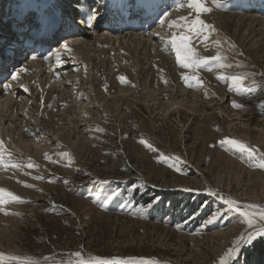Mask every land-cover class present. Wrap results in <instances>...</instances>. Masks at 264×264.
Here are the masks:
<instances>
[{
  "label": "rangeland",
  "instance_id": "obj_1",
  "mask_svg": "<svg viewBox=\"0 0 264 264\" xmlns=\"http://www.w3.org/2000/svg\"><path fill=\"white\" fill-rule=\"evenodd\" d=\"M232 2V6L227 2L222 8L209 3L212 11L206 13L207 17L217 18L220 11L224 16L230 13L248 16L245 12L247 0ZM259 2L264 4V0ZM206 14L201 16L203 20ZM261 16L264 18V13ZM204 42L199 43L198 48H201L198 49L195 40L192 41L200 56H214L219 51L227 58L224 63L231 67L219 69L213 65L211 71L207 68L185 69L177 63L176 55H172V60L176 58L177 74L181 70L179 78L170 80L165 73L166 81L159 87L162 89L170 86L166 84L179 82L186 94H195L202 102L194 109L196 111L181 107L179 114L170 110L166 115L158 113L156 107L147 110L141 105L137 108L124 106L125 116L120 122L106 115L89 118L83 114L78 123V136L84 134L85 143L81 147L80 142L74 153L67 151L64 141L45 145L49 136L40 133L36 127L30 136L32 147L40 151L41 157L21 156L18 147L5 143L6 153L2 157L5 163L0 167V177L2 181L8 176L13 177L8 179L11 185L4 183L3 187L10 188L12 194L25 202L0 205V228L1 232L4 231L0 239L6 248L0 249L2 264H79V257L69 255L76 252H81L84 259L219 264V258L245 225L238 213L228 211L218 196L207 194L208 190L240 201L242 205L264 206V169L254 166L264 154V56L250 52L243 55L228 44H225L226 50L210 48L211 45L205 46ZM61 57L60 65L64 58L68 59ZM112 59L105 57V64L116 72L118 79L123 76L118 71L124 67V72L128 65L112 64ZM25 60L28 61L29 57ZM90 63L89 60L82 64L87 66ZM152 63L150 59L145 65L148 67ZM53 68L51 72L56 73L58 69ZM67 70L69 74V69H64ZM66 73L60 74L65 77ZM107 73L110 76V71ZM238 73L246 74L244 84L250 86L251 91H229L228 84L217 79L218 75ZM184 75H194L201 83L190 81L193 86L188 87L182 79ZM139 87V82L137 86L133 83L130 90L137 92ZM66 96L63 95L61 101ZM69 102L64 100L66 108L63 106L64 110L58 109L54 114V130L59 124L61 126L62 118L66 116L63 112L70 110ZM234 102L241 107L234 108ZM87 121L92 122L86 124ZM68 125L65 127L67 135L76 137V130L72 133L75 124L69 121ZM39 136H45V139L41 140ZM225 138L258 149L256 157L249 158L246 153L232 150L228 145L222 146L219 142ZM141 139L151 143L156 151L140 143ZM0 141L3 142L1 135ZM13 151L17 156L16 164L20 165L18 168L9 163H12L10 153ZM64 153L67 155H62ZM45 154L50 159L46 160ZM162 154L179 157L180 170L169 167L174 163L173 159L162 162ZM29 162L38 167H27ZM11 169L15 175H4L12 172ZM37 176L42 179H35ZM26 184L32 187L24 186ZM128 184L134 185L129 187ZM113 192L116 195L105 204ZM153 195L156 200L150 208L146 207L143 203ZM162 195L170 202L162 204L159 199ZM234 226L236 233H231L224 246H219L221 242L209 243L212 235ZM245 246L241 248V256ZM9 249L18 254L6 253L5 250ZM241 259L236 257L232 264H240Z\"/></svg>",
  "mask_w": 264,
  "mask_h": 264
},
{
  "label": "bare ground",
  "instance_id": "obj_2",
  "mask_svg": "<svg viewBox=\"0 0 264 264\" xmlns=\"http://www.w3.org/2000/svg\"><path fill=\"white\" fill-rule=\"evenodd\" d=\"M2 1L0 0V46L3 40H9L11 35H16L15 32L10 30L12 26L8 18L18 9L17 7L20 10L27 11L26 7L29 2L31 1L34 4L33 0H9L7 2L9 7L6 8L2 5ZM80 1L69 0V3L78 2L79 4ZM124 1L129 5V1L132 0ZM87 2L90 3L92 11L96 10V15L93 22L92 20L88 22L83 30L78 29L82 24L81 20H77L73 27L65 25V23L58 28H53L51 25L44 26L35 33V39H33L35 42L28 41L23 46L21 45V51L24 50L25 52V56L21 59H18L21 55L15 54L12 56L9 54L10 52L2 54L4 49L1 47L3 50L0 51V135L3 138V153L7 142L18 147L21 156L41 157L38 154L40 151L37 152L32 147L33 142L30 133L34 131L35 127L39 129L40 133L48 134L49 137L46 139L45 145L49 143L53 145L54 142L64 141L68 146L67 151L74 153L80 142H82L81 147L85 143L83 141L84 134L78 136L80 134L78 132L79 120L83 117V114L89 118L106 115L114 121L120 122L123 121L125 116L124 106L137 108L141 105L147 110L156 107L158 113L168 114L170 110H175L176 114H179V108L181 107L192 109L190 111L193 112L196 111L194 109L199 105H202V102L196 98L197 95L186 94L183 86L178 85L179 82L166 84L170 86L159 88L166 81L164 79L165 73L170 80L179 78L177 76L181 73V70L177 74L176 58L173 60L170 58L172 55L175 56V52L167 41L170 40L173 31H176L177 34L184 31L183 28L170 29L168 23L161 25L160 17L165 11L169 14L166 19L175 20L179 16L187 17L189 16V10L186 7L176 9L177 0H137L136 2H139V5L136 6L138 7L128 9V15L133 14L137 17H129V19L118 21L121 18L118 15L115 18H110L112 23H108L109 17L107 16L96 21L101 13H108V10L104 8L103 0H87ZM227 2L231 6L233 5L232 0H222V5ZM111 4L115 8L116 3L114 0ZM73 7V5L70 6L69 10H67L68 6L63 7V12L69 13L70 18L74 15L71 12ZM145 8H152V10L146 13ZM245 12L248 16L245 14V16H237L232 13L224 16L222 15L223 11L217 13V18L207 17L206 14L204 17L205 22L214 26L216 31L210 34L205 33V35H208V40L205 42L203 38L195 40L197 48L199 45L201 46L200 42H204L205 46L211 45L210 48L217 47L226 50L225 44H228L232 48L235 47L243 55L250 52L251 54L256 53L259 56H264V18L261 16L264 13V4H260L259 0H247ZM4 18H7V20L4 21ZM32 18L34 16L30 17V19ZM143 18H146L145 20L148 22L139 20ZM18 36H21V33L13 38L18 40ZM215 41H219V45L215 44ZM33 44L34 48L31 47ZM65 44L68 45L71 51L65 50L63 47ZM160 45L162 46L159 48ZM57 53L68 58L66 60L64 58L61 65V62L58 63L55 58ZM28 57L30 60L23 61L24 58ZM45 57H48V59H45ZM105 57L113 58L112 64L128 65L124 72V67H121L122 70L118 71L126 77L124 83L116 78V72L106 66ZM150 59L151 63L152 60L156 59V61L147 67L145 64ZM89 60L90 65L83 66ZM52 63L55 64L52 65ZM53 67L61 70L60 73L67 72L65 77H62L58 70H56V73L51 72L54 69ZM21 69H24V71H21ZM64 69H69V74L68 70L64 71ZM108 71H110V76H108ZM182 71L184 72V70ZM158 72H160L159 75ZM14 73L18 74L16 81L11 78ZM138 82L141 86L138 88L139 90L137 92H134V89L130 90L132 84L135 83V86H137ZM4 84L11 86L8 91L3 89ZM25 88H27V91H25ZM63 95H68L64 100L70 101L71 108L69 106L70 110L65 111L66 113L63 112L66 116L62 118L61 126L59 124V127L54 130L52 125L55 124H53L52 118L58 109L63 108L64 110V100L61 101ZM221 100H224L223 97H221ZM78 102L80 103L78 104ZM174 105L177 107L173 108ZM69 121L72 124L74 123L76 127L72 129V133L76 130V137L74 138L67 135L68 130L65 127ZM91 122L87 121L86 124ZM39 138L44 140L45 136H39ZM22 149L25 151H22ZM37 149H41V147ZM10 155H12V163H16L17 156L14 151ZM11 173L14 174L12 171L4 175H10ZM9 177L10 180L13 175ZM8 179L2 181L3 178L0 177V188L3 187L4 183L11 185ZM3 188L6 189V192H11L10 188ZM2 232L0 228V238L4 236ZM232 232L236 233L235 226L215 233L211 236L209 243L217 244L221 242L219 246H224ZM0 249H6L3 246L2 239H0ZM5 252L13 255L18 254L16 250L10 249L5 250ZM20 255L24 256L22 253Z\"/></svg>",
  "mask_w": 264,
  "mask_h": 264
},
{
  "label": "snow or ice",
  "instance_id": "obj_3",
  "mask_svg": "<svg viewBox=\"0 0 264 264\" xmlns=\"http://www.w3.org/2000/svg\"><path fill=\"white\" fill-rule=\"evenodd\" d=\"M209 3L215 7L220 8L222 6V0H177L175 5L176 9L186 7L189 10V16H179L175 20L166 19L168 17V12L165 11L163 15L160 17V24L163 25L168 23L170 29H180L183 28L184 31H180L177 34L176 31L172 32L171 38L167 43L171 45L172 50L175 52L177 63L185 68V69H200V68H207L208 70H212V66L214 65L216 68L223 69L225 67H231V65L224 63L227 59L225 56H222L221 53L218 51L216 55L205 57L200 56L195 48L192 46V41L198 40L203 38L204 41L208 40V35L205 33H211L216 31L214 26L205 22L201 18L203 14L210 13L212 11V7H209ZM194 13V15H193ZM96 15V10H93L90 15L88 16V22H90ZM215 44L219 45V41H215ZM65 50L71 51L67 44L63 45ZM57 62L60 61L61 56L59 53L55 56ZM35 59V57H33ZM48 59V57H45ZM24 71V69H21ZM12 80L16 81L18 79V74L12 75ZM121 83L126 81L125 76L118 77ZM186 82L188 87H192L193 84L190 81H195L197 84L201 83L199 80L196 79V76H188L184 75L182 77ZM218 80L224 81L228 84L229 91H236L239 93H243L246 91H251L250 86L244 84V80L247 79L246 74L238 73L235 75H218ZM9 84H4L3 89L8 91L10 89ZM27 91V88H25ZM234 108H240L241 105L233 103ZM264 107V105H262ZM140 143L145 144L146 147L151 151H156L151 143H147L145 140L141 139ZM221 145H228L232 150L240 151L242 153H246L249 158H255L258 152V149H255L251 146L245 145L244 143L237 141L235 139L225 138L224 140L220 141ZM59 146V145H58ZM3 142L0 141V167L4 166V161L2 159L3 152H2ZM62 155H67L64 153ZM45 159H50L48 154H45ZM168 159H173L174 163L169 165V167L174 168L175 170L179 171V157H167L165 155L160 156V160L164 163H167ZM11 167L18 168L20 167L19 164L11 163ZM38 167V165H33L31 162L27 164V167ZM256 167L264 169V154L260 156V162L256 165ZM35 179H42V177H34ZM102 183H109V181H102ZM26 187H32L31 185H24ZM185 191H192V189H184ZM5 189L0 188V205H3L6 202H20L23 201L20 197L15 196L11 192H7V199L5 198ZM209 195L218 196L219 199L227 206L228 211H233L239 214L241 218V223L245 225L243 231H241L232 241L231 246L224 251L223 255L219 258V264H232V262L236 259L237 255L241 251L243 245L251 244L255 239L258 237L264 238V206L249 204V205H242V202L237 201L232 198H225L222 195H219L217 192L212 191L211 189L208 190ZM116 195L113 192L109 197L106 198L105 204L108 200L112 199ZM154 203V202H153ZM152 204H149L147 207H151ZM9 214V213H5ZM16 214V213H11ZM209 222H212L211 220ZM70 256L79 257V264H156L154 261H147V260H124L119 258H112V259H103L99 257H90L88 259H84L82 257L81 252L70 253ZM0 264H2V257H0ZM30 264H35V262H30Z\"/></svg>",
  "mask_w": 264,
  "mask_h": 264
},
{
  "label": "trees",
  "instance_id": "obj_4",
  "mask_svg": "<svg viewBox=\"0 0 264 264\" xmlns=\"http://www.w3.org/2000/svg\"><path fill=\"white\" fill-rule=\"evenodd\" d=\"M123 184L122 186H124ZM134 184H128L132 187ZM137 192V191H135ZM147 192L146 194H148ZM159 199H162V204L169 203L167 196L162 195ZM156 200V196L153 195L151 199L145 201L146 207L152 204ZM201 205V204H200ZM145 207V206H144ZM240 264H264V238L258 237L251 244H246L243 252Z\"/></svg>",
  "mask_w": 264,
  "mask_h": 264
},
{
  "label": "water",
  "instance_id": "obj_5",
  "mask_svg": "<svg viewBox=\"0 0 264 264\" xmlns=\"http://www.w3.org/2000/svg\"><path fill=\"white\" fill-rule=\"evenodd\" d=\"M241 257V255H240V252H239V254H238V256H237V259H239Z\"/></svg>",
  "mask_w": 264,
  "mask_h": 264
}]
</instances>
